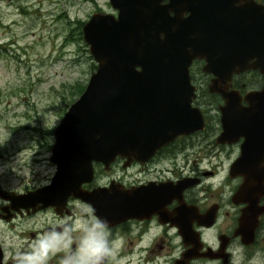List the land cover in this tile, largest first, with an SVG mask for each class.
I'll return each mask as SVG.
<instances>
[{
    "label": "water",
    "instance_id": "95a60500",
    "mask_svg": "<svg viewBox=\"0 0 264 264\" xmlns=\"http://www.w3.org/2000/svg\"><path fill=\"white\" fill-rule=\"evenodd\" d=\"M108 2L115 14L94 11L81 25L95 68L52 128L49 181L19 193L0 188V197L9 201L0 206V217L7 219L2 211L9 208L53 206L59 211L69 195L88 203L103 220L128 216L125 192H112L111 186L81 188L92 176L93 161L107 167L115 155L144 158L173 136L202 127L200 111L190 105L187 66L193 57H204V69L224 84L232 71L264 61V5ZM184 11L188 13L182 16ZM239 161L231 164L234 173Z\"/></svg>",
    "mask_w": 264,
    "mask_h": 264
},
{
    "label": "flooded vegetation",
    "instance_id": "af4514ba",
    "mask_svg": "<svg viewBox=\"0 0 264 264\" xmlns=\"http://www.w3.org/2000/svg\"><path fill=\"white\" fill-rule=\"evenodd\" d=\"M244 4L264 0H234ZM204 64V57L195 56L187 66L190 105L201 113V128L173 136L144 158L115 155L107 167L93 161L90 180L81 183L88 190L111 186L112 192L126 193L131 213L105 220L118 249L110 264H233L237 246L247 257L264 251V61L232 71L225 84ZM74 202L89 212L75 210ZM8 203L2 198L0 206ZM28 210L9 208L2 211L8 218L0 219L13 223L46 211L48 222L26 231L29 245L9 251L0 243V264H17L18 253L30 250L54 225H78L74 216L92 214L88 203L71 195L59 211ZM62 257L49 264H60Z\"/></svg>",
    "mask_w": 264,
    "mask_h": 264
},
{
    "label": "rangeland",
    "instance_id": "374dc122",
    "mask_svg": "<svg viewBox=\"0 0 264 264\" xmlns=\"http://www.w3.org/2000/svg\"><path fill=\"white\" fill-rule=\"evenodd\" d=\"M114 10L108 0H0L1 188L22 192L49 181L52 128L95 68L81 24L94 11ZM49 216L0 219V243L9 251L29 245L26 231Z\"/></svg>",
    "mask_w": 264,
    "mask_h": 264
},
{
    "label": "clouds",
    "instance_id": "9594fccd",
    "mask_svg": "<svg viewBox=\"0 0 264 264\" xmlns=\"http://www.w3.org/2000/svg\"><path fill=\"white\" fill-rule=\"evenodd\" d=\"M63 253L60 264H110L118 249L105 220L85 214L78 225L72 222L54 225L37 239L28 251H21L17 264H49L52 257ZM233 264H264V251L247 257L243 247L234 249Z\"/></svg>",
    "mask_w": 264,
    "mask_h": 264
},
{
    "label": "trees",
    "instance_id": "16d2710c",
    "mask_svg": "<svg viewBox=\"0 0 264 264\" xmlns=\"http://www.w3.org/2000/svg\"><path fill=\"white\" fill-rule=\"evenodd\" d=\"M84 86H81L78 90V93L83 89Z\"/></svg>",
    "mask_w": 264,
    "mask_h": 264
}]
</instances>
